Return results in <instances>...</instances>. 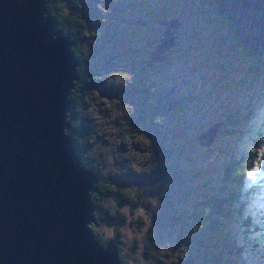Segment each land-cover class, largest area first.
<instances>
[{
    "label": "trees",
    "instance_id": "obj_1",
    "mask_svg": "<svg viewBox=\"0 0 264 264\" xmlns=\"http://www.w3.org/2000/svg\"><path fill=\"white\" fill-rule=\"evenodd\" d=\"M113 2L115 6L121 7L127 4V0H44V9L50 16L53 27L61 28L62 35L73 40L69 51L72 57L77 60L74 64L76 78H74L68 94L69 104L65 120H68L69 126L65 129V133L69 136L70 144L80 161L79 164L93 171L95 175L94 189L89 191L93 220L89 219V222L86 223L92 237L101 246H104L109 240L112 241L120 264H138L129 259L131 257L132 260L137 261L135 255V248L138 246L137 239L132 237L129 238V242H125L120 231L121 225L126 223L125 219L129 223L133 220L129 211L126 212V210H130L133 205L138 203L136 208H143L149 221L159 225V228L162 229V238L166 237V242L169 244L165 229L162 228V217L158 216L160 219H157L156 210L147 203L148 195L145 191L149 189L137 184L139 180L147 183L152 179V185H156L157 192H161L160 198L172 197L171 201L165 202V208H163L169 212V216L176 220L175 217L180 216V212L183 210L193 216L192 219L187 217L185 220V216L178 221V227L181 229L179 225H182L184 229L181 231L182 236L179 233L176 239L188 240L189 236H195L199 226L195 229L190 222L196 220L200 213L195 210L196 205H190L189 209L184 201L185 194H189L191 191L189 185H186V181L192 180L199 173V179L204 180V185L220 189V191H209L202 188L200 202L206 205L204 213L207 216L210 211L216 213L211 215L214 221H218L219 216L226 215L221 208L222 204L227 203L229 206L230 198H237L245 193L243 186L248 185L254 189L257 196L258 228L264 238V144L261 145L259 141L264 137V107L261 99L264 95V67L259 64L258 58L256 60L257 50L247 46L241 41L239 35L233 32L226 15L218 10L213 11V7L210 8V11H213L211 14L205 10H195L196 7L202 9V0H184L181 9L177 8L169 13V15H176L178 25L172 29L173 43L162 51V59H160L161 57H150L145 63L146 55L143 54L139 60V62L142 61L143 66L136 68L133 64L131 68L122 66V69H116L114 68L115 64L119 61L134 60L135 50L110 49L108 41L122 42L123 40V36L113 35L116 26L114 14L113 18L110 17L111 14L107 17L106 21L110 19V22L99 26V16L105 10L104 4ZM172 4H176V1L162 4L159 1L152 3V0H149V3H143L133 11L130 9L119 11L116 12V15L119 21L121 16L125 22H129L130 18L135 20L138 17L137 13L140 14L147 9L151 10V17H155L157 10L164 16ZM188 9L192 11L191 16H199L203 21L215 19L232 34L229 38L232 41L229 43H232L233 46L224 50L227 55L223 62L204 56H201L203 60L197 59L201 37L197 36L196 28L183 26L180 18V14H186ZM177 27L180 28L178 40L173 35ZM135 29L139 32L140 27ZM238 54L245 56L247 61L244 66L246 71L245 87L253 95V99H248L245 103L242 120L244 121L254 114L255 120L258 121L254 122L255 125L242 124L243 121H237L235 116L241 110H225L220 119L223 124L217 129V134L214 137L215 143L220 133H223L216 144V149L246 133L245 129L254 132V134L249 138L250 145H247L246 141L243 147L236 150L234 157L221 162L220 167L218 159L212 155L211 168L207 171L209 174L202 176L199 169L203 166V161L198 159L196 150L191 147L193 143L192 145L187 141L181 143L180 148L183 152L180 154V152H175L178 144L169 141V139L182 140L179 133L187 129V125L194 127L199 133L203 130L201 128L203 122L220 121L217 117H209L206 120H200L197 117L193 122L187 123L181 121V114L183 111L192 112L195 104H197V108H203V114L206 112L207 106L210 108L213 106L210 99L213 97L214 89H222L219 84L223 83L226 74L224 66L228 60L234 61ZM153 63L154 65H151ZM197 63L200 64L199 67L195 65L191 68ZM202 63L205 67H208V63H210L213 67L217 66L223 69V76L216 85L212 80L213 75L207 78L196 77V73L202 72ZM239 63L242 64L241 61ZM127 65L130 67L129 64ZM125 79L130 80L127 83L128 86L122 82ZM181 79L191 82L184 84V88L181 89ZM199 82L204 84L200 88ZM194 84L197 87V92L191 93L188 91V87ZM93 85H96V89L92 92ZM104 91L111 94L108 104L103 103L102 105L105 111L101 112L103 115L91 119L90 115L88 117L89 109L96 99V102L101 100L99 98L101 95L98 96V94ZM201 91L204 93L202 94ZM92 94L93 98H91ZM134 96H136V102L129 100ZM179 100L182 101L183 106L176 104ZM109 105L112 107L111 113L106 111ZM109 123H112L113 126ZM236 125L241 126L235 127ZM175 157H179L178 160L175 161ZM180 158L186 160L190 164L189 167L180 165L178 163ZM139 160L144 162L142 167L138 163ZM257 169L260 171H256ZM221 171L225 177L222 176V178L226 180L228 187H225L221 181ZM250 173L253 175L249 176ZM151 190L153 191V189ZM163 204L162 206H164ZM171 208L173 214L170 211ZM207 218H205L206 221ZM197 222H200V219ZM134 224L141 226L144 224L143 218L140 216L134 218ZM155 231L156 229L146 228L142 235L150 239H157L159 236ZM159 234H161L160 230ZM186 243L185 245L181 240V243L175 246L177 250L183 252H178L176 257L174 255L171 264H175L176 258L182 259L184 256H188L185 253L191 242ZM240 251L239 245L236 254L221 249L215 257L216 264H229L233 258V263L237 262ZM254 255L264 259V239L255 244ZM194 264H198L197 261Z\"/></svg>",
    "mask_w": 264,
    "mask_h": 264
},
{
    "label": "water",
    "instance_id": "obj_2",
    "mask_svg": "<svg viewBox=\"0 0 264 264\" xmlns=\"http://www.w3.org/2000/svg\"><path fill=\"white\" fill-rule=\"evenodd\" d=\"M214 1L233 32L256 47L252 12L263 0ZM163 40L162 49L169 32ZM72 42L53 27L44 0H0V264H120L113 242L99 245L86 225L95 175L65 133ZM222 124L200 132L198 144L210 145Z\"/></svg>",
    "mask_w": 264,
    "mask_h": 264
},
{
    "label": "rangeland",
    "instance_id": "obj_3",
    "mask_svg": "<svg viewBox=\"0 0 264 264\" xmlns=\"http://www.w3.org/2000/svg\"><path fill=\"white\" fill-rule=\"evenodd\" d=\"M99 2V1H98ZM166 2H171L172 0H162V4H165ZM100 3V2H99ZM133 3L136 6V9L138 6L143 5L142 0H134ZM101 4V3H100ZM113 3L104 4V9L112 10L114 7L112 6ZM108 11H103L102 15L99 16L100 22L99 26L106 22L107 16L111 13ZM133 11V10H132ZM137 12V11H136ZM117 13L115 12V31L113 33L114 36L121 37L123 36V39L127 36L136 37L137 35L134 34L132 29H125L121 23L117 19ZM139 16L140 14L137 13ZM192 11L191 9H188L186 14H180V18L182 20V25L185 27H194L198 30V37H201L200 43L198 46V55L197 59L203 60L204 56L205 58L212 59L214 58L215 61H221L223 62L225 60V55H227V52L224 51L225 49H229L233 46L232 43L229 40V38L232 36L230 31L228 29H224L215 19L211 18L208 20L203 21V19L199 16H191ZM144 17V14L140 15ZM203 27V28H202ZM255 49L257 50V54H255L256 60L258 58V62L261 66L264 67V36L258 35L256 38L255 43ZM245 57V56H244ZM243 56L237 55L235 60H228V63L224 66V69L226 71V74L224 75L223 83L219 84L222 88L221 90L214 89L213 97L211 102H213V106L210 108V110L206 114L203 113V108L198 107L197 104L193 106L194 110L192 112L189 111H183L181 114V121L191 123L193 122L197 117V114L203 115V120H206L209 117L214 116H223L225 110L233 109L236 111H240L238 114H236L237 121H243L242 117L245 111V103L248 99H253V95L246 89L245 87V77H246V71L244 66L246 65L247 61L245 60ZM239 61L242 62V64L239 63ZM204 63L201 64V66ZM208 67H204L202 69V72L196 73V77H208L212 76V80L214 81L215 85L220 80V78L223 76V69L218 68L217 66L213 67L210 63H208ZM200 64L198 63V67ZM139 66H136V68ZM245 73V75H244ZM74 80V79H73ZM122 82H128L127 79H125ZM110 84V83H108ZM204 85L199 82V88ZM226 85V86H225ZM94 88H92V92L96 89V85H93ZM98 89V88H97ZM203 94L204 91H201ZM101 100H98L96 102H93L92 107L89 109L88 117L91 116V119H95L96 116L103 115L101 112L105 111V108L102 106L103 103L108 104L110 100V95L107 91H104L103 93L98 94V96ZM93 94L92 97L93 98ZM220 97V98H219ZM262 99V106L264 107V95L261 97ZM129 100H133L136 102V96L130 97ZM199 100V98H198ZM178 105H182L183 103L181 100L177 101ZM109 108H107V112H112V107L109 105ZM68 108V107H67ZM90 113V114H89ZM201 116V115H200ZM255 115L253 114L252 117L247 118L243 121L242 124L251 123L253 125L254 122H257L258 120H255ZM125 119V118H124ZM109 125L113 126L112 123H109ZM241 125H236L235 127H240ZM246 133L241 134L238 136L234 141L222 144L219 148L216 149V144L222 137L223 133H220L219 138L214 143L213 148L210 146L207 150H204L203 148H197V146L192 145L191 147L196 150L198 159L203 161V166L199 169L200 175L209 174L207 171L211 168V157L214 155L215 158L218 159V166L220 167L221 162L226 161L228 158H233L235 155V152L237 149H240L244 146L245 142L247 141V145H250L249 138L254 134V132H251L250 130L245 129ZM184 131H180L179 137H183ZM169 141H173L175 144H178V148L175 152H180L182 154L183 150L180 148V144L183 143L185 140H174L172 138L169 139ZM261 145L264 144V137L259 140ZM136 158V157H135ZM177 158V157H176ZM179 158V157H178ZM139 165L142 167L144 165V162L139 160ZM180 165L188 166V162L186 160L181 159L178 162ZM253 174L250 173L249 176H252ZM223 171L220 172L221 181L224 184L225 187H228V184L226 182ZM153 182V180H151ZM162 182V181H161ZM186 185H189L188 187L189 194H185V201L184 203L188 205L190 209V205H196L195 210L200 213V216L196 219L191 221L190 223L193 224L195 229L199 226L197 235L196 236H189L188 240L193 243L192 247V253L196 256V261L198 264H203V262H206V264H216L215 257L217 254L220 253V250H229L231 253L236 254L238 253V245L241 247L240 256L237 262L233 263V259L230 261L229 264H261L263 263L264 259L259 256L256 257L254 255V248L255 244L259 242L261 239H264L261 234L260 230L258 228V220H257V209H256V201L257 196L255 195L254 189H252L250 186H243L242 188L245 189V193L240 195L237 198H230L229 200V206L227 203L225 205H221V208H223V211L226 215H222L218 217V221H214L211 218V215L216 214L214 211H210L209 215L207 216L204 213L205 210V204L201 201V195H202V188L208 189L209 191H220L218 188H211L207 185H204V180L199 179V173L189 181H186ZM126 184V182H125ZM128 184V183H127ZM138 185H143L146 189H149L146 192V195L148 197L146 198L147 203L152 206L153 209L156 210V218L158 216L162 217V228L165 229V232L167 234V239L169 241V244L166 242V237L162 238V232L159 234V225L157 223H154L153 221H149L147 216L144 213L143 208L137 207L138 203L136 205H133L131 209L129 210L128 207L126 210L129 211L130 216L133 217V220L130 221V223L125 219L124 224L121 225L120 231L122 235V239H124L125 242H129V238L135 237L137 239V245L135 248V255L137 257V261L132 260L131 257H129L130 261L138 263V264H171L174 255L176 257L179 250L175 247L176 245H179L181 243V240L176 239L177 234L181 233V231L184 229L182 225L181 229L177 226L178 221L181 220L182 217H185V220H187V211H181L180 216L175 217L176 220L169 216V212H166L165 208V202L167 200L171 201L172 197L170 198H160L159 195L161 192H157L156 185H152L153 183L147 182L145 183L142 180H139L137 183ZM213 185V184H212ZM153 186V187H152ZM153 189V191L151 190ZM150 192V193H148ZM226 196V195H225ZM174 198V197H173ZM176 198V196H175ZM231 201V202H230ZM200 202V203H199ZM162 203H164L162 206ZM145 206V205H144ZM225 206V207H224ZM173 214L172 208L170 210ZM187 212V213H186ZM185 215V216H184ZM229 215V216H228ZM142 217L144 220V224L141 226H135L134 224V218ZM208 217V218H207ZM207 218V221L206 219ZM200 219V222H197V220ZM230 222V223H229ZM130 224L134 225L135 227H132ZM196 224V225H194ZM198 224V225H197ZM146 228L156 229L155 233L159 237L157 239H150L149 237H145L142 235L144 231H146ZM201 229V230H200ZM109 232V231H108ZM230 232V233H229ZM187 235V234H186ZM182 236V233H181ZM181 238V237H179ZM185 240V241H188ZM185 241L183 243L185 244ZM173 246V248H172ZM121 247V245H120ZM225 248V249H224ZM157 252V253H156ZM176 262V261H175Z\"/></svg>",
    "mask_w": 264,
    "mask_h": 264
},
{
    "label": "flooded vegetation",
    "instance_id": "obj_4",
    "mask_svg": "<svg viewBox=\"0 0 264 264\" xmlns=\"http://www.w3.org/2000/svg\"><path fill=\"white\" fill-rule=\"evenodd\" d=\"M133 1L134 0H127V4H125L122 7L121 6H115V4L113 2L112 6L114 7V9H112L111 11L112 12L113 11L119 12V11H126L128 9H130L132 11V10L136 9V6L133 3ZM142 1L145 4L149 3V0H142ZM156 1H159L160 3H162V0H152V3L156 2ZM175 1H176V4H172L169 7L170 9L166 10L164 16H162V14H159L158 10H157L155 17H151L150 16L151 10L147 9L145 12L140 13V15L144 14V17L139 15L135 20L130 18L128 23H130L131 26H133L135 28L140 27L141 29H144L143 31L140 32V36L136 40L129 41V42H124V41H122V42H119V41L109 42L108 41L111 50L114 48H117L120 51H125L126 49L135 50V59L134 60H128V61L122 60V62L119 61L117 64H115L114 68L122 69V66H126V68H131V65H133V64H135V66H141V65L143 66L142 61L139 62V60L141 59V56L143 54L146 55L145 56V58H146L145 63L147 62V60L149 59L150 52H151L152 48L154 47V45L156 44V42L158 41V39L160 38L161 34L163 33V31L165 29V26L162 25L160 20L176 16L175 14L169 15V13H171L172 11H174L177 8L181 9L182 6L184 5V3H183L184 0H175ZM202 1H203V5L201 7L202 9L196 7L195 10H197V9H199V11L205 10L209 14H211L213 11L217 10L213 0H202ZM212 7L214 9H213V11H210V8H212ZM164 8H167V7L164 6ZM120 21L125 22L122 20L121 16H120ZM179 29L180 28L177 27L174 31V34H173L174 37L176 38V40L179 39V34H180ZM160 54H161L160 59H162V52ZM176 60L178 62V59H176ZM127 64H129L130 67ZM151 65H154V63ZM195 65L196 64L192 65L191 68L194 67ZM128 82H130V80H128ZM128 82H126V86H128V84H127ZM190 82L191 81H188L186 79H181L180 88L183 89L184 84L190 83ZM149 87H150V85H149ZM188 88H189L188 91H190L191 93L197 92V87L195 84L189 86ZM209 108H210V106H207V110ZM207 123L208 122H203L201 124V128H204L207 125ZM196 134H197L196 129L192 126L187 125V129H186V132L184 134V136H186V137L185 138L183 137V139L189 143H193V144L198 145L196 143V139H195ZM174 160L176 161V160H178V158L175 157ZM160 232H162V229H160ZM181 240L185 241L184 239H181ZM186 242H189V240L185 241V245L187 244ZM187 248H188V250L185 254L193 257V253L191 252L192 251L191 246L189 245ZM181 252H183V251L181 250Z\"/></svg>",
    "mask_w": 264,
    "mask_h": 264
},
{
    "label": "clouds",
    "instance_id": "obj_5",
    "mask_svg": "<svg viewBox=\"0 0 264 264\" xmlns=\"http://www.w3.org/2000/svg\"><path fill=\"white\" fill-rule=\"evenodd\" d=\"M214 1V0H213ZM173 2H175V0H172V3ZM263 2H264V0H263ZM214 3H215V1H214ZM215 6H216V3H215ZM263 8H264V3H263V6H262ZM216 9L218 10V8H217V6H216ZM105 11H108L107 9H105L104 10V12ZM219 11V10H218ZM258 11V8L257 9H255V11H253L252 12V15H255L256 16V12ZM103 12V13H104ZM108 12H112L111 10H109ZM116 11H113L112 13H110L109 15H110V17L111 18H113L112 17V15L115 13ZM221 12V11H220ZM222 13V12H221ZM224 14V13H223ZM108 15V16H109ZM225 15V14H224ZM101 16V15H100ZM107 16V17H108ZM227 17V16H226ZM228 18V17H227ZM174 21L176 24L175 25H171L170 23H171V21ZM164 21H167V25H169L170 26V28H166V25L163 23ZM230 21V20H229ZM107 23L108 22H110V19H108V21H106ZM160 22L162 23V25H164L165 26V29H164V31H163V33L161 34V36H160V38L158 39V41L156 42V44L154 45V47L152 48V50H151V52H150V56H149V58L150 57H156V58H159V57H161V52L166 48V47H168L169 45H171L172 43H173V40H172V29H174V27H176L177 25H178V19H177V17L176 16H174V17H171V18H166V19H162V20H160ZM122 23V25H123V27L125 28V29H132L133 30V32H134V34H136L137 36L136 37H132V36H127L126 38H124L122 41H124V42H129V41H133V40H136L139 36H140V32L141 31H143L144 29H139V32H137L136 31V29H135V27H133V26H131V24L130 23H128V22H121ZM167 32H169V39H170V44H168L165 48H163L162 49V43H166V41H164L163 40V38L164 37H167ZM262 35L264 36V27H263V29H262ZM257 33H256V38H257ZM242 41V40H241ZM256 43V42H255ZM159 46H161V49L158 51V52H156L155 51V49L157 48V47H159ZM253 49H255V47L253 48ZM255 54V53H254ZM197 66H198V63L196 64ZM201 69H204V67H203V65L201 66ZM207 77H208V75H207ZM206 77V78H207ZM194 106V105H193ZM208 111H206L204 114H206ZM203 114V113H202ZM202 114H197V116H199L198 118L201 120H203V115ZM201 115V116H200ZM214 117H217L219 120L222 118V116H214ZM211 123L208 121V123H207V125L203 128V130L202 131H205L206 129H207V127H209V125H210ZM202 131H200V132H202ZM185 132H186V129H185ZM185 132H184V134H185ZM199 132V133H200ZM199 133H197L196 134V136H195V139H196V143L198 144V139H197V137H198V135H199ZM213 133V132H212ZM216 134H217V132H216ZM215 134V135H216ZM183 137H184V135H183ZM183 137H181V139L182 140H184L183 139ZM215 137V136H214ZM189 143V142H188ZM192 144V143H191ZM194 146H197V148H205L206 150L211 146L212 148H213V146H214V138L212 139V141L210 142V145H208V146H205V147H202L201 145H196V144H193ZM153 180V179H152ZM150 183H153V182H151V181H149ZM185 216V215H184ZM188 217H189V219H192V215H190V213H188V215H187ZM197 235V234H196ZM195 235V236H196ZM183 242V241H182ZM189 242H190V240H189ZM191 248L193 247V243L191 242ZM179 252H181V250H179ZM185 257H191V256H184V258ZM196 256H195V254H193V257H191V259H192V261H193V264H194V262H196Z\"/></svg>",
    "mask_w": 264,
    "mask_h": 264
},
{
    "label": "bare ground",
    "instance_id": "obj_6",
    "mask_svg": "<svg viewBox=\"0 0 264 264\" xmlns=\"http://www.w3.org/2000/svg\"><path fill=\"white\" fill-rule=\"evenodd\" d=\"M262 6L259 4V8L254 19L257 28L256 32L259 35H262V29L264 27V11L261 9Z\"/></svg>",
    "mask_w": 264,
    "mask_h": 264
},
{
    "label": "snow or ice",
    "instance_id": "obj_7",
    "mask_svg": "<svg viewBox=\"0 0 264 264\" xmlns=\"http://www.w3.org/2000/svg\"><path fill=\"white\" fill-rule=\"evenodd\" d=\"M256 171H260V169H257ZM253 179H255V177H253Z\"/></svg>",
    "mask_w": 264,
    "mask_h": 264
}]
</instances>
